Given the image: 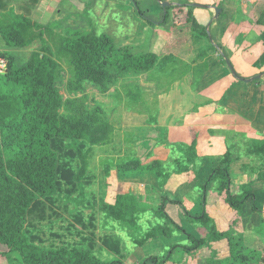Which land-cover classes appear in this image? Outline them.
Here are the masks:
<instances>
[{"label":"trees","instance_id":"trees-1","mask_svg":"<svg viewBox=\"0 0 264 264\" xmlns=\"http://www.w3.org/2000/svg\"><path fill=\"white\" fill-rule=\"evenodd\" d=\"M194 8L192 5L165 8L163 24L170 20L173 34L164 47L174 49L184 41V24L191 22ZM135 10L145 15L136 1ZM1 16L6 19L0 24V39L6 47L23 48L34 39L41 42V49L33 51L22 64H16L13 55L0 52V57L7 56L6 66L0 69V255L7 264H126L120 243L122 231L127 237L122 240L123 246L127 240L141 247L153 239L183 237L169 243L160 254L143 258L140 264H165L176 252L189 256L201 247L209 248L210 253L198 264H264L263 251L247 247L241 233L220 231L211 223L209 191L218 194L239 226L246 200L252 199L253 210L258 209L249 182L233 183L230 165L234 157L230 148L213 158L216 163L203 182L197 179L204 156L197 153L196 137L188 142L169 143L174 153L170 163L159 159L143 163L137 155H127L116 163V175H155L158 187L153 191L159 203L151 205L133 192L114 193L108 198L105 194L96 203L89 201L86 186L91 174L83 140L88 135L90 139L100 136L98 133L103 131L92 127L93 130L85 122L74 121L59 112L62 96L57 87L58 63L43 38L46 32L53 33L48 27L57 22L41 24L24 14H16L11 8L7 10L5 0H0V19ZM200 27L196 31L209 39L206 26ZM60 40L58 51L68 56L74 79L101 87L122 73L153 68L159 58L153 52L134 54L127 48L116 54L113 38L105 32L67 29ZM240 40L237 36L234 43ZM226 54L223 51L224 64ZM254 151L264 157L263 135L254 143ZM172 172H191L186 180L196 179L198 213H192L182 199H171L165 185ZM56 202L64 204L59 211L68 214L62 220L64 215L60 213L62 222L54 228L53 221L43 223V220L47 218L46 210H50L46 206ZM171 204L181 209L188 226L168 211ZM147 213L150 217L144 221ZM97 214L111 223L104 232L96 231ZM69 216L74 220L72 225H67ZM209 224L208 231L199 228ZM224 239L226 248L219 255L214 243ZM103 250L108 252L106 257H102Z\"/></svg>","mask_w":264,"mask_h":264},{"label":"rangeland","instance_id":"rangeland-1","mask_svg":"<svg viewBox=\"0 0 264 264\" xmlns=\"http://www.w3.org/2000/svg\"><path fill=\"white\" fill-rule=\"evenodd\" d=\"M131 1L114 0L107 2L93 0L88 6L86 5L88 8L85 13L74 14L75 21L74 24L69 23L70 28L57 22V25L48 27V30L53 31L52 34L49 35L46 32L43 35L49 46L51 56L58 63L57 87L62 96L59 112L74 121L85 122L90 125L91 129L95 128L103 131V133H98L100 136L90 139L88 135L83 140V151L86 152L88 170L91 174L89 178L92 177L91 181L88 178V185L86 186L87 199L96 203L102 195L106 194L105 196L108 198L107 196L117 193L119 190L117 187L118 175H116L114 168L120 159L134 154L140 157L143 163L150 162L153 159L170 163L171 156H174L170 144L181 141L188 142L193 137L197 139L198 155L203 156L207 155L206 153H213L214 157H217L230 148L235 162L233 167L237 166L235 170L242 172L249 170L250 172L247 175L249 181L256 178L264 166L262 157L254 151V143L262 135L260 125L252 122L254 125L251 124L250 129H247L242 121L237 118L234 119L232 109L227 105L222 106L219 103L220 100H214V102L213 99H210L212 91L214 96L225 89L222 85L213 86L219 80L224 79L225 75L230 78V72H227V65L223 63L224 57L214 46L216 42L211 38L206 39L204 34L196 31L198 28L195 29L193 26V17L191 22L184 24V41L174 50L164 47L163 44L161 45L165 34L163 35L161 31L156 32L157 49H153V51L159 58L153 68L140 72L122 73L104 87L89 81L74 79L73 68L69 63L68 56L58 51L60 37L67 29L80 28L88 32L108 33L113 38L116 54L126 48L134 54L147 51L145 48L147 44L143 38L151 35L152 28L142 24L144 18L137 12H133L134 3H131ZM126 2L133 5L131 7L120 5ZM261 6L257 5L258 9ZM4 16H1L0 24L4 23L6 19ZM156 18L158 19L154 18V20H161L163 16L161 14ZM248 25L245 24V27H248ZM164 26L171 31L170 20H167ZM171 34L173 33L171 32ZM260 38L264 40V32ZM232 41L234 42L235 39ZM40 47L41 42L39 39H34L32 43L23 48H8L0 39V52L13 55L16 64L27 61L30 54L33 51H39ZM230 49L232 48L228 47V50ZM171 53V58H163ZM6 57L3 58L7 61ZM229 63L231 64V61ZM232 73L235 75L232 76L236 79L243 76L237 71ZM250 73L251 71H248L245 74ZM198 85H203L202 87L205 88L204 95H202L203 92L196 91L195 88ZM183 89L187 92H182ZM241 92V89L238 90V95ZM228 93L229 89H225L223 96ZM204 96H207V98ZM232 120H237L234 132L226 127V124ZM231 133L233 135L230 136L228 141V136ZM244 138H246L245 141ZM107 169L108 174L106 173ZM167 170L172 171L170 168ZM190 174L191 172H172L165 188L175 187L179 181L183 178L187 179ZM191 181L194 182V180ZM145 183L144 180H130L120 186V190L133 186L134 190L143 192ZM157 187L158 185L154 188ZM153 194L151 193V195ZM197 196L198 192L195 195L190 194L182 200L192 213L199 212ZM153 198L154 200L150 204L157 205L159 203L158 196L154 194ZM171 199L180 198L171 195ZM219 203L216 202V207L208 210L212 219L211 223H214L220 231L228 230L237 234L241 233L243 236L242 241L244 244H248L247 247L256 249L259 252L263 251L264 254V229H261L260 226L264 225V220L243 217L246 221L243 225L241 219L243 211H241L239 226L238 222L234 221L233 214L228 209L221 207ZM67 205L68 209L70 204L67 203ZM61 206H64V204L58 202H56V205L46 206L50 210H46L47 218L43 220V223L53 221L55 228L62 220L66 219L68 212L65 211L66 214L59 211ZM168 211L175 216L178 222H184L185 226H188L178 206L171 204ZM60 213L64 215L62 220L60 219ZM149 217L150 214L147 213L143 220L146 221V218ZM73 222L72 216H69L67 225H72ZM112 222L116 226L117 223ZM259 222L260 225L257 226ZM110 224L105 218L97 214V232L106 231L104 228L111 227ZM199 228L204 232L205 230L208 231L210 230V224ZM254 230L257 232L258 237L254 235ZM117 231L118 229L113 231L114 236L117 235ZM123 233L124 231L120 233L122 234V240L127 238ZM122 240H120V243L123 261L126 264H140L143 258L160 254L169 243L183 240V237L153 239L141 247H136L127 240L124 243L126 251L124 250L125 246L122 245ZM225 243V239L214 243L220 253H218L219 255L226 248ZM107 253L103 250L102 257H106ZM209 253L210 249L207 247H201L189 256H180L179 252H176L165 264H198L201 259L209 256ZM0 264H7L2 255H0Z\"/></svg>","mask_w":264,"mask_h":264},{"label":"crops","instance_id":"crops-1","mask_svg":"<svg viewBox=\"0 0 264 264\" xmlns=\"http://www.w3.org/2000/svg\"><path fill=\"white\" fill-rule=\"evenodd\" d=\"M92 1L93 0H37L34 2L33 0H5L7 10L11 8L16 14H24L26 16H29L33 21L41 24L55 21L58 23L60 22L61 25L67 26L69 28L71 27L69 23H73L75 21L74 14L85 13L86 5L91 3ZM102 1L111 2L114 0ZM135 1L136 3H138L140 9L145 13V15L142 16L144 18L142 20V24H145L147 27L151 26L152 28L151 35L143 38L144 42L147 44L145 48L147 49V52L154 53L153 49H157L156 32L161 31L163 35L165 34V36L163 37V43H161V45H165V43L170 39L172 35L171 31H169V29L167 30V28H165L163 24L164 18L161 20H154V18L158 19L156 18L158 17V15L162 14L164 16L166 14H164L165 8H163L159 4L158 0ZM135 1H131V3H134V13L136 12ZM162 1H168L170 5H192L193 7H195L193 9V26L195 27V29H199L200 26H206L208 37L216 42L214 44L215 48L221 53V55L223 54V51L229 54L228 57L225 58V61L227 65V72H230V78L226 77L225 75L224 79L219 80L213 86L215 87L216 85H222L223 87H225V89H229V93L223 96V92L225 90L224 89L220 94H215L213 96L212 91V96L210 99H213V101L220 100L219 103L222 106L227 105V107L232 109L234 113L232 111L231 113H233L232 116H235L234 119L237 118L239 121H242L244 127L245 125L247 126V129H250L249 126L251 124L254 125L252 122L259 123L261 128L260 131L262 132L261 134L264 136V40L263 38H260L262 33L264 32V0ZM131 3L128 4V2H126L121 3L120 5L131 7L133 5ZM195 3L201 4V6L193 5ZM257 5L262 6L258 9ZM215 7L219 8L218 14L215 11ZM150 22H152L153 24H150ZM245 24H249L248 27H245ZM237 36L241 38V40L240 42L234 43L232 40ZM219 45L222 47V49L219 47ZM228 47L232 49L228 50ZM229 61H231L230 65L234 73H236L237 71L238 73L243 75L241 76L242 78H252V80L247 82L233 77V71L228 66ZM248 71H251V73L245 74ZM255 79L259 80L255 81ZM202 86L203 85H198L195 89L196 91L203 92L202 95H204L205 88ZM240 89L242 90V95H238V90ZM182 92L185 93L187 91H184L183 89ZM204 97L207 98V96ZM236 121L237 120H232L226 124V127L229 128L232 132H234V128L237 124ZM237 134L239 135V133ZM232 135L233 134L231 133L228 136V141L230 139V136L232 137ZM262 135H260L259 138ZM245 139L246 138H244V141ZM197 151H199L198 147ZM206 154L207 155H203L204 159L198 172L197 179L200 182H203L205 180L210 171V168L216 163L213 159L215 156L213 155V153ZM262 161H264V157H262ZM233 163L235 162L233 161L230 167L231 173L234 175L233 183L236 185H241L247 184L249 182V186L251 188V191L253 192L254 202L258 207L257 210L253 211L252 199H248L245 201L242 209L243 213L241 216L243 225L246 222L243 217H245L246 219L248 217L249 219L253 220H264V166L259 172L258 176L249 181L247 180V175L250 171H237L235 170L237 166L233 167ZM117 179V187L119 188L117 193L133 192L134 194L139 196L140 200L152 204V200H154L153 195L155 194L154 191L152 192V190L157 186L155 175L151 173H135L123 176L118 175ZM130 180H144L146 183L144 184L143 192L134 190L133 186H130L125 190H120V186ZM195 180L193 182L187 181L186 178H183L175 187L166 189L170 192L171 195H173V197L184 200L190 194L195 195ZM147 187L148 189H146ZM151 193L154 194L151 195ZM216 202H220L219 204L221 205V207H224L220 201V197L218 196V194L214 191H209L207 193L208 210L211 208H215ZM246 202H248V204H246ZM259 225L260 222L257 223V226ZM260 226L261 229H264L263 224ZM253 232L254 235L257 236V232H255V230Z\"/></svg>","mask_w":264,"mask_h":264},{"label":"water","instance_id":"water-1","mask_svg":"<svg viewBox=\"0 0 264 264\" xmlns=\"http://www.w3.org/2000/svg\"><path fill=\"white\" fill-rule=\"evenodd\" d=\"M158 2H159V4L163 7V8H166V7H168L169 5H170V3L168 2V1H160V0H158ZM193 5H195V6H201V4H198V3H195V4H193ZM215 11H216V13L218 14L219 13V8H217V7H215ZM166 13V11L164 10V14ZM229 65V68H231V70H233L232 69V67H231V65H230V63H228ZM258 77V76H257ZM238 79H240V80H242V81H250V80H252V78L251 79H245V78H242V77H237Z\"/></svg>","mask_w":264,"mask_h":264},{"label":"built area","instance_id":"built-area-1","mask_svg":"<svg viewBox=\"0 0 264 264\" xmlns=\"http://www.w3.org/2000/svg\"><path fill=\"white\" fill-rule=\"evenodd\" d=\"M6 64L7 61L3 57H0V69L4 68Z\"/></svg>","mask_w":264,"mask_h":264}]
</instances>
